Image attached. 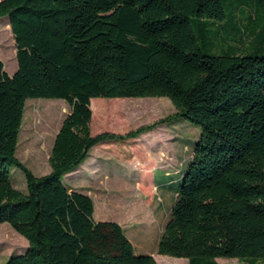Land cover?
<instances>
[{"label":"trees","instance_id":"1","mask_svg":"<svg viewBox=\"0 0 264 264\" xmlns=\"http://www.w3.org/2000/svg\"><path fill=\"white\" fill-rule=\"evenodd\" d=\"M0 0L9 18L18 69L0 59V227L9 223L28 241L26 253L4 264H158L137 255L117 222L96 221L91 196L63 177L91 150L135 139L184 118L201 129L158 254L189 264L264 260V56L244 54L257 41L255 9L264 0ZM233 36L223 54L206 53L209 22ZM233 44V43H232ZM97 98H168L175 113L125 136L91 133ZM66 101L71 112L56 135L51 171L37 177L18 158L26 103ZM24 172L27 193L12 182Z\"/></svg>","mask_w":264,"mask_h":264},{"label":"rangeland","instance_id":"2","mask_svg":"<svg viewBox=\"0 0 264 264\" xmlns=\"http://www.w3.org/2000/svg\"><path fill=\"white\" fill-rule=\"evenodd\" d=\"M231 1L228 0L225 5L228 16L237 11L236 8L230 10L228 5ZM243 10L238 13L245 21L240 28H248V16L252 15V28L261 37V14L249 7ZM208 24V38L201 40L206 53L221 55V47H227V44L239 46L230 42L233 40L231 35L218 36L223 31L218 30L213 21ZM257 34L256 42H247L244 37V44L248 48L244 54L264 56V40L258 38ZM0 59L9 75L17 71L16 44L9 18L0 19ZM94 100L107 112L93 113V135L109 132L125 136L140 127L151 126L176 111L168 98H97L92 101ZM70 112L71 107L64 100L27 101L16 155L35 176L41 177L51 171L49 157L56 135ZM200 134L198 126L179 118L171 124L158 125L135 139L104 142L91 150L87 162L77 170V174L66 175L63 181L69 187L92 197L96 221L121 223L137 255L157 256L158 264H187L188 261L184 258L166 261L164 259L170 257L159 255L157 250ZM11 178L18 190L27 193L23 171L13 169ZM27 249V239L11 224L3 223L0 227V264H4L11 256L26 253ZM218 262L250 264L226 258L219 259ZM254 264H264V260H258Z\"/></svg>","mask_w":264,"mask_h":264},{"label":"crops","instance_id":"3","mask_svg":"<svg viewBox=\"0 0 264 264\" xmlns=\"http://www.w3.org/2000/svg\"><path fill=\"white\" fill-rule=\"evenodd\" d=\"M102 144H103V143H102ZM87 160H88V159H87ZM87 160H86V162H87ZM86 162H85V163H86ZM85 163H84V164H85ZM84 164H83V165H84ZM83 165H82V166H83ZM76 172H77V171H76ZM76 172H73V173L69 174L68 176H73L74 174H77ZM77 181H79V180H77ZM80 181H81V179H80ZM70 188L73 189V190H77L76 188H73V187H70ZM119 224L122 226L121 223H119ZM122 227H123V226H122ZM123 228H124V227H123ZM153 257H154L156 260H158V259H157V256H153ZM164 260H166V261H176V260H179V259H175V258L172 259V258L170 257V258H166V259H164ZM218 260H219V259H218ZM187 261H188V260H187ZM187 264H189V263H187Z\"/></svg>","mask_w":264,"mask_h":264}]
</instances>
